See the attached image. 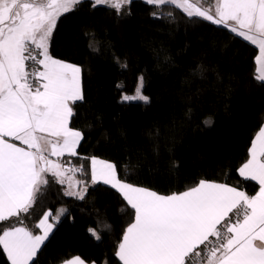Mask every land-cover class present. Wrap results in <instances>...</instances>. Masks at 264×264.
I'll use <instances>...</instances> for the list:
<instances>
[{"label":"trees","instance_id":"16d2710c","mask_svg":"<svg viewBox=\"0 0 264 264\" xmlns=\"http://www.w3.org/2000/svg\"><path fill=\"white\" fill-rule=\"evenodd\" d=\"M256 53L229 28L188 17L171 4L131 0L117 13L106 4L81 0L58 19L49 54L81 68L83 99L71 103L69 125L82 139L77 155L60 161L84 167L75 177L84 182L78 189L88 190L82 200L67 196L65 184L47 174L49 183L34 206L0 222V232L23 221L21 226L36 233L46 211L67 209L34 264H59L74 256L94 264H122L115 253L134 210L111 186L91 182V157L116 165L122 181L161 195L183 192L200 180L239 185L255 194L258 184L237 169L264 122V82L255 79ZM141 77L149 102L123 101L134 94ZM89 229H96L100 239ZM0 264H10L2 247Z\"/></svg>","mask_w":264,"mask_h":264},{"label":"snow or ice","instance_id":"6c2138e0","mask_svg":"<svg viewBox=\"0 0 264 264\" xmlns=\"http://www.w3.org/2000/svg\"><path fill=\"white\" fill-rule=\"evenodd\" d=\"M80 2L0 0V222L29 212L37 194L49 183L47 174L59 184L67 183V196L82 200L88 190L87 186L72 190L84 183L75 180L76 173L84 172L83 166L64 167L58 162L66 153L77 155L82 139L80 131L69 127L73 115L69 101L83 99L81 68L49 54L58 19ZM95 2L120 13L131 0ZM146 2L158 7L171 4L188 17L223 25L256 46L255 79L264 82V0H215L214 13L202 8L199 0ZM27 61L43 70L29 71ZM140 81L135 94L124 95L123 101L149 102L142 94L143 77ZM90 159L91 182L111 185L134 210V220L115 253L122 264H264V246L255 243L264 242V124L252 139L249 158L238 169L245 180L257 182L258 191L253 195L240 190L239 185L207 180L183 192L161 195L123 182L113 163ZM66 211L59 209L55 215L46 211L36 225L42 234L25 226L0 232V247L10 264H34L33 258ZM89 232L100 239L96 229ZM202 245L207 247L206 253L199 251ZM64 264L85 261L75 256Z\"/></svg>","mask_w":264,"mask_h":264},{"label":"crops","instance_id":"0c3cea01","mask_svg":"<svg viewBox=\"0 0 264 264\" xmlns=\"http://www.w3.org/2000/svg\"><path fill=\"white\" fill-rule=\"evenodd\" d=\"M256 47V46H255ZM256 49H257V53H256V57L259 55V49L256 47ZM56 59V58H55ZM59 60V59H58ZM62 61V60H61ZM65 62V61H64ZM255 62H256V58H255ZM68 63V62H67ZM71 64V63H70ZM73 65H75V64H73ZM77 66V65H76ZM256 68H257V64H256ZM38 70H43L42 69V67L41 66H39V68H38ZM80 84H81V74H80ZM71 101H69V105H70V107H71ZM69 121H70V119H69ZM262 124H264V122L262 123ZM69 127H70V125H69ZM71 128V127H70ZM73 130H76V129H74V128H72ZM259 130V129H258ZM257 133V132H256ZM255 133V134H256ZM255 134H254V136H255ZM253 136V137H254ZM253 139V138H252ZM11 142H14V143H16L18 146H23V147H25V148H27V146L26 145H21L20 144V142L19 141H11ZM252 142V141H251ZM250 146H251V143H250ZM250 146H249V148H250ZM78 147V146H77ZM249 148H248V158H249ZM76 150H77V148H76ZM65 155H68L67 153L65 154ZM64 156V155H63ZM50 159H52V160H57V158L55 157V156H50L49 157ZM61 158V157H60ZM60 158H59V163H61L64 167H69L67 164H65L64 162H62V161H60ZM97 159H99V160H102V161H107V162H110V161H108V160H105V159H101V158H98V157H96ZM247 158V159H248ZM247 159H246V161H247ZM246 161H244L243 163H245ZM110 163H112V162H110ZM242 163V164H243ZM242 164L238 167V169L242 166ZM238 169H237V172H238ZM90 172H91V159H90ZM238 174H239V172H238ZM68 175H72V173H68ZM243 178V177H242ZM91 179H92V176H91ZM75 180H77V178L75 177ZM99 183H103V181H98ZM124 182V181H123ZM210 182H212V181H210ZM127 183V182H126ZM257 183V182H256ZM104 184V183H103ZM198 184V183H197ZM196 184V185H197ZM107 185V184H106ZM195 185V186H196ZM65 186H66V190H68V185H67V183H65ZM109 186H111V185H109ZM230 186V185H229ZM72 190H74V191H78L79 189H78V184L76 185V187L74 188V189H72ZM116 190V189H115ZM258 191V190H257ZM59 209H63V208H58L57 210H59ZM57 210L53 213L54 215L56 214V212H57ZM49 211V210H48ZM44 215V214H43ZM43 215L40 217V219L43 217ZM40 219L38 220V222H37V224L39 223V221H40ZM49 223H53V221L51 220V219H49ZM16 226H21V225H16ZM34 234H42L41 233V230L38 228V230H37V232L36 233H34ZM51 234V233H50ZM49 234V235H50ZM255 243H256V245L257 246H264V242H261V241H259V240H257V241H255ZM6 255V254H5ZM75 257V256H74ZM72 258V257H71ZM71 258H69V259H71ZM69 259H67V260H69ZM67 260H65V261H67ZM65 261H63V262H61V263H59V264H64V262ZM121 262V261H120ZM122 263V262H121ZM85 264H94V263H89V262H86L85 261Z\"/></svg>","mask_w":264,"mask_h":264},{"label":"rangeland","instance_id":"374dc122","mask_svg":"<svg viewBox=\"0 0 264 264\" xmlns=\"http://www.w3.org/2000/svg\"><path fill=\"white\" fill-rule=\"evenodd\" d=\"M95 2V0H93ZM143 1H146V0H143ZM96 3V2H95ZM200 3V6L204 9H210L213 13H214V3H215V0H212L209 4H203L201 1H199ZM107 5V4H106ZM141 83L140 79L138 80V83L136 85V88L138 87V85ZM135 94V92H134ZM133 94V95H134ZM143 94V92H142ZM144 95V94H143ZM146 96V95H145Z\"/></svg>","mask_w":264,"mask_h":264},{"label":"built area","instance_id":"2783aa9c","mask_svg":"<svg viewBox=\"0 0 264 264\" xmlns=\"http://www.w3.org/2000/svg\"><path fill=\"white\" fill-rule=\"evenodd\" d=\"M26 63H27L28 66H29V68H28L29 71L38 70L37 67H36V65H34L32 61H27ZM211 241H212V242H215V239H213V240H211ZM207 247H211V245L209 244V246H207ZM207 247L203 250V253H206V251H207ZM195 259H196V258H195ZM195 259H194V260H195Z\"/></svg>","mask_w":264,"mask_h":264}]
</instances>
